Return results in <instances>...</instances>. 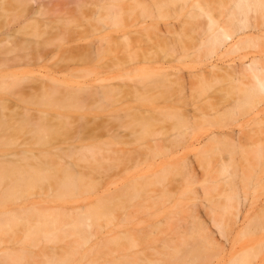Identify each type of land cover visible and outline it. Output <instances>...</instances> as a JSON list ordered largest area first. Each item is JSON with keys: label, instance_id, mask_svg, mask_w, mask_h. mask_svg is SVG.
<instances>
[{"label": "rangeland", "instance_id": "374dc122", "mask_svg": "<svg viewBox=\"0 0 264 264\" xmlns=\"http://www.w3.org/2000/svg\"><path fill=\"white\" fill-rule=\"evenodd\" d=\"M8 1L13 16L18 6ZM98 1L31 3L51 32L0 60V70L56 71L94 86L110 76L119 87L108 101H87L76 119L85 128L75 143L94 148L62 154L85 186L60 195L56 177L0 195L2 209L23 206L0 233V264H264V95L236 109L231 78L252 82L244 68L254 60L264 76V8L239 14L234 0H120L115 26L110 0ZM10 18L0 38L23 27ZM217 25L232 37L211 47ZM142 115L147 134L134 121ZM176 118L183 123L174 126ZM232 142L231 152L220 146ZM95 206L106 214L86 219ZM44 215L52 234L33 235Z\"/></svg>", "mask_w": 264, "mask_h": 264}, {"label": "bare ground", "instance_id": "6f19581e", "mask_svg": "<svg viewBox=\"0 0 264 264\" xmlns=\"http://www.w3.org/2000/svg\"><path fill=\"white\" fill-rule=\"evenodd\" d=\"M14 1H16L18 10L12 16L6 9L10 1L0 0V27L6 26L10 17L17 16L20 21L23 20V27L1 31L0 60L2 61L11 59L10 55L16 53L15 50L18 48V50L20 48L26 50L33 47L36 41L32 39V36L36 38L40 33L51 32L50 21L38 20L36 17L42 15L41 10L31 7V3L39 0ZM116 1L120 0H110L106 8L111 20L109 23L115 26L120 23L114 10ZM105 2L107 0L98 1V3ZM254 8H264V0H234L233 9L239 14H247ZM205 14L211 22L212 19L207 13ZM210 24L212 26L214 22ZM246 25L244 21L238 24L239 28ZM231 37L230 28L226 29L224 26L217 25L211 31L208 43L211 47L220 46L231 40ZM236 44L234 42L230 47ZM14 57H18L17 54ZM256 62L251 61L244 68L250 72L252 82H240L241 79L236 75L231 77L234 82H239L234 88L240 93L235 104V108L240 111L251 108L257 97L264 95V76L259 71ZM55 72L36 74L34 70H0V187L5 184L0 190V195L4 200L34 187H40L47 180L56 181V177L60 195H71L85 186L83 177L77 172L75 165L65 160L62 154L77 147L86 148V146L75 143L82 135L81 128H85V124L80 125L76 119L83 111L90 110L86 102L108 101L119 87L110 83L115 77L101 78L99 82L106 83L94 86L90 83L71 81L66 74H55ZM164 87L166 88L162 90V93L169 91L171 86L165 85ZM75 112L78 114L74 115ZM143 117V115L136 116L134 121L140 127V133L147 134L149 120ZM182 123L181 119L176 118L174 126ZM94 126L92 122L90 127ZM21 137L23 141L17 143ZM70 138H74V141L68 142ZM55 143L61 145H54ZM62 144H66V148L62 147ZM230 144L232 146L227 144L220 146L226 147L231 152L235 144L233 142ZM19 146L22 148L19 152H15L14 147ZM93 148L88 147L86 150ZM227 171L225 167H222L221 172L227 173ZM22 207L19 203L6 209L0 208V233L11 227V219L17 218L20 213L9 214L23 209ZM101 208L95 206L89 209L86 219L92 215L104 216L106 213ZM49 217V215H44L43 220L29 228L30 232L33 235H51L52 225ZM10 251L14 250L7 249L2 252Z\"/></svg>", "mask_w": 264, "mask_h": 264}]
</instances>
